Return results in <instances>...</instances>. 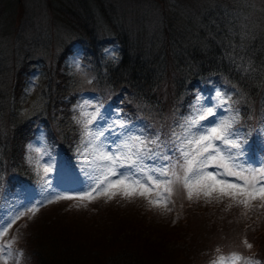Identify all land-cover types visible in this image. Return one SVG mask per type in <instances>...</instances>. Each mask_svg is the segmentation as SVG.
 <instances>
[{"label":"trees","instance_id":"1","mask_svg":"<svg viewBox=\"0 0 264 264\" xmlns=\"http://www.w3.org/2000/svg\"><path fill=\"white\" fill-rule=\"evenodd\" d=\"M34 1L22 0L19 4L18 0H0V157L3 160L12 159L15 164V170H4L8 187L32 184L33 174L28 169H24L29 168L26 152L29 145L33 146L35 141L43 138L41 133H44L43 139L51 148L59 153L56 155L60 159L58 167L65 166L63 174L67 172L70 177H77L79 171L76 166H85V163L79 160V154L85 143L84 137L79 132L80 123L77 122L80 116L75 115L78 111H73L70 107L81 96H87L91 102L89 113L96 114L95 122L108 107H111V110L118 109V105L122 102L118 98L119 92L126 90V93L137 96L140 104L126 101L122 110L125 112L126 109L128 122H141L137 135L141 133L148 140L159 137V148L152 144H149L151 145L149 148L153 152L164 154L167 148L173 146L168 132L176 130L175 125L178 123L175 107L181 103L179 108L185 113L194 97V91L203 89L201 75L215 73V76H212L215 78L226 75L250 90L264 87V1L254 3L257 0H237L239 8L233 4L222 6L225 2L214 0L216 6L212 7L201 6L208 0H168L169 3H165V0H137L140 8L146 6V9H143L144 17H137L128 9L124 10L123 6L127 1L122 5L119 0H40V4L32 14L34 21L39 13L43 16L45 12L54 13L56 20L57 28L55 27L53 35L56 34L57 40L51 50H41L37 46L38 42H47V40L42 41L46 33L44 23L43 34L31 38L27 27L22 26V13L34 8ZM18 4L21 10L20 14L17 13L15 16L14 10ZM148 6H151L155 12L150 11ZM199 6L202 8V13L198 16L197 22L200 24L198 30L179 33L182 34L179 36L154 34L159 25H173L170 16L181 15L182 9H197ZM252 8L261 12L250 15L248 12ZM107 10L115 13H109L106 18ZM96 12L101 18L96 17ZM102 18L110 23L112 29L115 27V34L103 33L104 29L102 30L100 25ZM40 23L41 20L39 23L34 22V27L39 26ZM70 38L75 39L74 60L92 73L91 82L95 85L84 87L83 81L79 88L77 82L73 97H70L71 93L68 92L71 84L62 83V78L65 80L68 78V76L63 77L64 68H69L74 73L71 61L75 51L65 48ZM175 39H184L187 45L182 46L176 43ZM100 45H103V51ZM167 45L171 49L170 53L165 50ZM154 46L156 49L151 51L150 48ZM46 55L51 57H49L51 61L59 58L60 62L57 60L56 66L47 78H44L42 83L39 81L40 88L32 93L35 94L34 96L30 95L29 91L22 96L23 91L26 90L24 89L26 82L21 80L24 69L31 68L40 60L43 66L45 62L43 58ZM69 57L71 61L68 63ZM65 59L67 63L64 62ZM167 61L172 65L171 70L165 69ZM39 68L40 66H37L31 70L34 71L33 76L36 73L41 75ZM165 79L171 82L173 102L164 100L163 91L158 90L159 84ZM68 80L70 82V79ZM182 81L190 83L189 92L183 100L176 102L184 86ZM97 85L110 88V96H104L103 102L100 100L94 105ZM168 90H165V97ZM149 110L152 115L163 114V120L156 121L151 114H146ZM146 117L148 120L145 119ZM115 119L116 116L107 118L108 128L111 126L109 123ZM95 122L90 126L93 131H95ZM60 131L65 137L60 135ZM125 138L120 137V143H123ZM115 197L122 198L119 195ZM175 205L180 206L177 202ZM185 208L189 211L190 206ZM176 213L180 217L177 221L163 220L169 222L166 224L168 231H174L178 237L182 235L184 243L203 246L199 264H208L219 254L217 249H220L223 242H218L222 241V238H216V241L209 240V246H205L196 237L187 242L184 232L177 231L179 228L177 223L185 216L177 210ZM192 220L193 218H190L189 223ZM198 223L193 221L189 228H193ZM170 227L174 228L169 229ZM263 227L261 223V228ZM134 232L140 237L136 241L135 250L123 246L108 254L101 264H163L164 260L161 259L163 255L159 256L163 249L157 244L166 243L160 240L161 236L155 233L147 236L136 229ZM171 237L173 238L172 233ZM111 238L133 240L128 236L117 234ZM70 243V240H60V243L46 241L40 243L38 253L34 250L38 264H89V257L81 254L82 251L87 250ZM174 244H178V238H173ZM181 245L180 241L179 246ZM250 253H252L251 249ZM253 258L264 264L262 253L255 252Z\"/></svg>","mask_w":264,"mask_h":264},{"label":"rangeland","instance_id":"2","mask_svg":"<svg viewBox=\"0 0 264 264\" xmlns=\"http://www.w3.org/2000/svg\"><path fill=\"white\" fill-rule=\"evenodd\" d=\"M119 1L122 5L127 1L123 6L125 11L128 9L134 16L144 17L143 9H146V6L140 8L137 0ZM214 1L225 2L222 6H230L233 4L240 8L237 0ZM262 1L264 0H257L254 3H260ZM18 2L20 4L22 3V0H18ZM164 2L169 3L168 0H165ZM19 4L14 10L15 16L17 13L20 14L19 11L21 10V6ZM39 4L40 0H35L33 3L35 7L22 13L23 18L21 23L22 26L27 27L30 38L37 36V34H43L44 23L46 25V27H44L46 33H44L45 35L42 37V41L47 40V42H38L37 46L41 50H51L54 48L55 41L57 40L55 37L56 34L55 36L53 35L56 30L55 27L57 28L56 20L54 18V13L45 12L43 16L39 13L34 21L32 14L35 12ZM201 6L212 7L216 6V4L213 0H208ZM201 6L197 9H182L181 15L176 14L174 17L170 16L173 25H159V28L154 34L156 36L158 33L179 36L182 35L179 33L198 30L200 24L197 21L198 16L202 13ZM148 7L150 11L155 12L151 6ZM254 12L257 15L261 11L252 8L249 9L248 13L252 15ZM109 13L115 12H109V10H107L106 18H108ZM51 15L53 16L50 21L49 19ZM96 17H99V13L97 12ZM103 18L100 23L102 30L104 29L103 33L108 35L115 34V27L112 29L110 23L103 20ZM40 20V25L34 27V22L39 23ZM31 31H34L35 33L32 34L30 33ZM115 37L119 39L120 36ZM175 42L182 46L187 45V41L184 39H175ZM75 47V39L70 38L65 48H68L70 51L71 49L75 51ZM100 47L103 51V45H100ZM138 49H140V46ZM155 49V46L150 48L151 51ZM165 50L168 53L171 52L168 45ZM104 52L106 53V51ZM107 54L110 55L112 53ZM53 56L54 55L52 54V59ZM49 57L46 55L45 58H43L45 59L43 66H41L40 60L36 64H33L31 68L26 67L24 69L21 80L23 79L26 82L24 87L26 90L23 91L24 93H22V96L26 95L28 91L30 95L34 96L35 94L32 93L40 88L39 81L42 83L44 78L46 79L48 74L56 66L59 58L51 61V57ZM75 58L76 51L74 52V58L72 61L70 57L67 58L68 63L71 61V68L74 73H72L69 68H64L63 70V77L66 78V76H68V78H66V80L62 78V83L71 84V87L68 90V92L71 93L70 97H73L74 95L77 82L79 83V88L83 81L85 82L84 87L94 85V83L91 82L93 79L92 73L89 70H86L80 62H76L74 60ZM166 59L168 60V58ZM67 61L66 59L64 60L66 63ZM58 62L60 61L58 60ZM37 66H40L39 70L41 75L40 73H36L33 76L32 74L34 71L31 72V70ZM165 69H172V65L169 61H167ZM210 76H215V73H208L200 76L202 79H205L207 89L205 93L203 90L196 89L194 91V97L189 103L188 109H186L185 113H182L181 108H179L182 105L181 103L176 105L175 112L178 114V123L175 125L176 130L168 132L171 137V143H173L174 140L172 136L173 132L177 135H182L183 130L181 125H183L187 119L195 115L196 109L215 106V117H209L207 120L201 121L200 124L202 128L214 126V120L219 121L222 119H229L238 114V119L233 125V131L238 134L242 145L243 155L241 156V162L248 167H258L264 164V87L250 90L226 75H220L224 77L219 79H213ZM68 79H70V82ZM241 81L243 82L242 79ZM182 82L184 86H182V92L179 94L176 102L180 99L183 100L189 92L188 87L190 83L187 81ZM170 83L169 80L165 79L159 84L160 86L158 87V90L163 91L162 96L164 97V100L166 99L169 102H173L174 98H172L173 95L171 94ZM97 87V90L94 92V98H96L94 105H97L100 100L103 102L104 96H110V88L99 85H97ZM165 90L169 91L166 93V97ZM217 91L221 92L225 98L230 97L227 104H219V101L216 98ZM118 98L123 102L118 105V109L111 110V107H108L102 112V115L99 116L94 124L95 131L102 130L105 133V135L96 142L97 145H105V151L114 152L116 145L120 144L119 138L122 137L121 134L126 132V130L131 129L129 134L137 135V131L141 125L140 121L128 122L126 109L125 112L122 110L126 101L133 104H140L138 97L132 96V93H126V90H123L122 92H119ZM90 103L91 102H89L87 96H81L70 108L73 111H78V114L80 112V115H75L80 116L79 120H81L83 119L81 116L82 111L90 112ZM81 106H83V108H81ZM146 114L150 115V110ZM112 116H116V119L109 123L111 126L108 128L107 118ZM151 116L154 117L156 121L163 120V114H151ZM167 117L169 116L167 115ZM145 119L148 120L147 117ZM162 122L164 123V121ZM120 124H124L125 128L119 127ZM53 125H55V123H53ZM79 126L81 127L79 132L81 136H83L82 124ZM192 131L196 132L197 129L194 128ZM63 134V132L60 133L61 136L65 137V134ZM138 135H140L141 138H144L141 133ZM41 136L44 138V133H41ZM43 138L35 141V144L33 145V147L41 148L40 157H36V153L34 152L30 153L29 148H27L26 159L31 154L34 158L40 160L41 166L51 167L52 171L43 178L47 180V184L42 180V171L38 174L35 164H30L28 162L27 164L29 168L24 169H28V171L33 174L34 177H31L33 186L24 184L23 186L8 187L4 178V170H15V164L12 159L3 160V158L0 157V208H2V205H6L0 210V223L11 219L18 213H25V215L21 216L14 224H12L6 235L0 237V243H7L14 239L11 249L12 256L8 258V264H16L17 260L19 261V264H38L34 252L35 250L38 253V245L45 241L47 243H60V240H70V245H79L87 250L82 251L81 254L89 257V264H101V261L106 259L108 254L121 249L123 246H128L129 250H135L137 248L136 241L140 237L135 235V229L147 236H152L154 233L158 234L161 236H159L160 240L166 242H159L160 244L157 243L158 246L163 249L159 254V256L163 255L161 258L164 260L163 264H199V258L201 257L203 246L197 245L196 243H184L182 235L181 237L180 235L178 237L174 231H168L166 224L169 222H166V220L163 221L164 219H167V221H177L180 217L176 213V210L185 217L182 218V221L177 223L179 228H175H178L177 231L184 232L185 240L187 242H190L194 239L193 237H196L198 240L200 239L205 246H209V240L212 239V241H216V238H222V241L218 242H223L219 249V254L212 261H209L208 264H212V262L220 255L227 257L232 253H239L243 257L252 258L255 252L264 255V236H262L264 235V227L261 228V223L264 225V207H260L261 202L259 200L251 201V206L248 208H245L244 205L236 204L229 197H221L217 200L215 199V196L217 195L216 193H213L212 198H206L203 194L197 198L194 193L193 198L189 200L187 198V190L180 184L173 185V192L167 203V208L150 206L147 199L139 196L131 199L115 197L108 200L105 196L101 195L91 201H80L78 199L56 200V194L77 197L84 191L89 190V185L92 181L89 179L88 174L94 173L95 166H76L79 171L76 178L70 177L67 172L63 174L65 166L58 167L60 160L59 157L56 156L58 152L54 151L50 144H48ZM114 140L116 141L115 144L112 143ZM171 149L172 148H167L166 153L173 155L174 158L178 156V153L173 154ZM84 151L85 145L82 147L79 154V160L85 163V157L81 155ZM53 153L56 154L53 155ZM88 159H92L91 155L88 156ZM145 163L149 165V167H159V164H154L152 160H146ZM163 163L167 164V162ZM120 171H123V169H120ZM207 171H215V169L209 167ZM62 175H64L65 179H61ZM112 179H115V177ZM225 179L234 182L233 177H226ZM156 191L162 192V189H154L150 194V198H156ZM93 195H95V193ZM164 195L167 196L166 193H164ZM49 200L53 202L50 203L48 202ZM176 202L180 205L179 207H176ZM229 205H231V207H229ZM186 206H190L189 211L185 208ZM29 208H35L36 211L34 213L29 212ZM190 218H193V220L189 223ZM193 221L199 223L193 228H189ZM256 221L258 222L256 223ZM180 224L184 226L186 225V227H181ZM173 228L170 227L169 229ZM205 230L207 232H205ZM171 233L173 234V238H178L177 245H173ZM115 234L128 236L133 240L128 241L127 239L121 238L112 239L111 237ZM245 240L252 245V253L250 254V249L244 244ZM180 241L182 242L181 246H179ZM17 251L20 253L19 256L16 255ZM179 254H182V256ZM4 255H7V250H5ZM168 256L170 257L167 258ZM38 258L40 259L39 255ZM253 259L258 261L256 258ZM0 264H2V262H0Z\"/></svg>","mask_w":264,"mask_h":264},{"label":"snow or ice","instance_id":"3","mask_svg":"<svg viewBox=\"0 0 264 264\" xmlns=\"http://www.w3.org/2000/svg\"><path fill=\"white\" fill-rule=\"evenodd\" d=\"M216 98L220 105L227 104L230 99V97L225 98L219 91L216 92ZM215 115V106L198 108L195 115L181 125L182 135L173 132L171 151L173 154L178 153V156L174 158L173 155L153 152L149 148V144L159 148V137L148 140L141 138L140 135H130L131 129L121 134L126 138L123 143L116 145L114 152L105 151V145L96 143L105 135L104 131L94 132L90 127L96 120V114L82 111L83 119L77 121L82 124L85 143V151L81 155L85 157L86 166H95L94 173L88 174L92 183L89 185V190L77 197L56 194V200L91 201L101 195L108 200L117 195L126 199L139 196L147 199L150 206L167 208L173 185L180 184L187 190L189 200L193 198L194 193L197 198L201 194L206 198H212L213 193H216L217 200L221 197H229L236 204L244 205L245 208L251 206V201L259 200L260 207H264V164L248 167L241 162L242 145L238 134L233 131L238 114L229 119L214 120V126L202 128L200 122ZM119 127L125 128V125L120 124ZM194 128L197 129L196 132L192 131ZM112 143L115 144L116 141ZM28 147L30 153L34 152L36 157H40L41 148L32 145ZM89 155L92 157L91 160L88 159ZM27 159L30 164H35L38 174L42 171V180L47 184V180L43 178L52 171L51 167L41 166L40 160L31 154ZM146 160H152L154 164H159V167H149L145 163ZM209 167L215 171H207ZM113 177L115 179H112ZM226 177H233L234 182L225 179ZM154 189H162V192L156 191V198L152 199L150 194ZM28 211L34 213L36 209L29 208ZM23 215L25 213H18L0 223V237L6 235L12 224ZM13 243L14 239L7 243H0L2 264H8V258L12 256ZM244 244L251 249L252 245L246 240ZM5 250L7 255H4ZM219 251L217 249V252ZM16 255L19 256L20 253L17 251ZM16 264H19L18 260ZM212 264H260V262L252 257L232 253L227 257L218 256Z\"/></svg>","mask_w":264,"mask_h":264}]
</instances>
